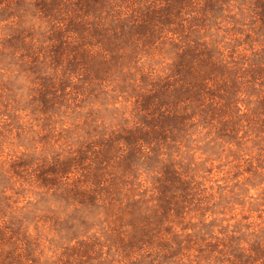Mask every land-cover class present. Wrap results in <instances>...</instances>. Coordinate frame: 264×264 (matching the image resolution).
Listing matches in <instances>:
<instances>
[{
  "label": "rangeland",
  "instance_id": "374dc122",
  "mask_svg": "<svg viewBox=\"0 0 264 264\" xmlns=\"http://www.w3.org/2000/svg\"><path fill=\"white\" fill-rule=\"evenodd\" d=\"M0 264H264V0H0Z\"/></svg>",
  "mask_w": 264,
  "mask_h": 264
}]
</instances>
